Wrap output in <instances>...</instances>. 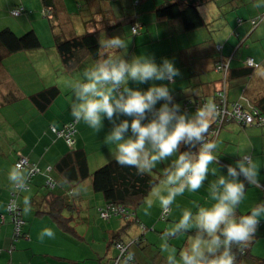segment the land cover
<instances>
[{"label": "crops", "instance_id": "0c3cea01", "mask_svg": "<svg viewBox=\"0 0 264 264\" xmlns=\"http://www.w3.org/2000/svg\"><path fill=\"white\" fill-rule=\"evenodd\" d=\"M166 1L172 0H0V31L9 28L21 35L33 29L40 40L37 47L6 52L0 59V264H168L167 257L173 249L175 264H182L179 253L187 250L197 229L193 227L176 236H165V232L179 222L185 211L194 216L200 207H211L215 203L211 199L212 184L221 176L227 177L228 166L235 167L245 155L259 164L260 175L257 185L246 187L237 215L250 214L254 207L264 204V187L260 186L264 184V125L225 122L215 141L217 159L209 165L203 186L195 192L186 189L177 196L164 219L160 217L162 209L155 194L151 196L154 207L148 209L149 215L144 214V201L153 185L167 195L166 186L160 184L162 172H159L161 179L151 186L133 216L118 213L103 218L99 211L106 201L102 193L97 194L99 191L92 188L91 178L71 184L52 167L69 147L49 126H61L73 118L74 91L69 85L85 82L84 72L100 62L88 57L80 63H64L55 46L58 33L70 37L97 30L101 40L121 36L129 46L119 50V56L123 55L128 62L138 55H146L158 65L164 59L172 60L181 73L174 84L166 80L140 84L129 81L128 87L147 91L153 85H166L172 96L169 105L180 103L182 113L194 115L195 102L218 97L219 90L225 92L231 103L237 101L249 109L264 94V6L253 7L257 0H209L198 5L205 24L187 30L179 18L156 16L155 9ZM18 5L24 11L13 15L11 10ZM45 7L50 10L47 15ZM255 18L259 20L257 23L253 22ZM217 23H225L224 30ZM132 24L138 25L136 32L131 30ZM252 56L257 62L255 67L245 63ZM219 61L230 63L228 77V67H218ZM51 85L57 86L58 93L41 110L32 94ZM188 99L191 101L186 110L182 105ZM164 103V99L158 100L155 108ZM151 118L154 116L148 115L144 122ZM125 119L130 121L132 117L114 113L109 120L104 116L99 133L77 121L73 145L85 149L90 170L113 158L115 146L106 145L104 139ZM126 135H132L130 129ZM19 153L40 167L26 188L14 187L15 182L8 178ZM178 155L170 157L167 163ZM22 171L25 177V170ZM49 174L55 183L48 189L45 179ZM239 180L247 186L243 175ZM51 191L62 194L73 204L62 212L65 216L73 215L70 222L76 234L65 231L46 212H36L48 196L51 198ZM14 196L24 222L19 235L13 233L5 209L6 202ZM25 200L30 202L27 214L23 211ZM45 228L53 229L55 237H45L41 242L38 236ZM114 240L131 242L132 262L121 259L116 262ZM165 245L168 251H162ZM236 257V264H264V213L246 251Z\"/></svg>", "mask_w": 264, "mask_h": 264}, {"label": "clouds", "instance_id": "9594fccd", "mask_svg": "<svg viewBox=\"0 0 264 264\" xmlns=\"http://www.w3.org/2000/svg\"><path fill=\"white\" fill-rule=\"evenodd\" d=\"M264 6V0H257L253 7ZM129 44L121 36H113L100 41L101 49L121 50ZM181 75L174 62L164 59L158 65L146 55L134 56L131 62L119 55H107L90 70L84 72L85 82L70 84L74 91L71 114L77 121H83L89 128L99 133L103 128L102 119L112 120L114 113L128 117L105 136L106 145H114L112 156L117 165L134 168L137 175L151 174L160 164L162 171L161 185L166 186L167 195L157 191L153 185L149 198L144 201V214L154 207L153 194L161 209H168L176 197L199 190L209 173V165L216 161L217 143L206 140L210 135V121L220 115L217 104L213 101L199 106L194 115L181 112V104L169 105L172 99L169 87L153 85L147 91L134 90L128 82L137 84L149 81H168L175 83ZM122 88V91L120 89ZM197 95V93H194ZM165 103L156 110L158 100ZM154 118L148 119V113ZM129 129L132 135L127 136ZM195 148L198 152L180 151L181 145ZM179 153L171 163L170 157ZM215 171V170H213ZM243 175L248 184L241 182ZM260 175L259 164L250 157L242 156L236 166H228L227 177L221 176L210 188L211 207H200L193 216L185 211L178 223L165 232V236H176L182 231L195 227L197 232L190 238V246L179 253L182 264H236V252H243L256 235L264 204L254 207L250 214L237 215L236 209L246 193V187L257 185ZM11 181L24 187L22 165H14L9 177ZM264 187V184L260 185ZM29 201L25 200L24 214L30 211ZM15 211V209H10ZM54 238L51 228L43 229L38 239ZM162 251H168L167 246ZM175 250L167 257L168 264H175ZM132 257L129 256L128 259Z\"/></svg>", "mask_w": 264, "mask_h": 264}, {"label": "trees", "instance_id": "16d2710c", "mask_svg": "<svg viewBox=\"0 0 264 264\" xmlns=\"http://www.w3.org/2000/svg\"><path fill=\"white\" fill-rule=\"evenodd\" d=\"M207 1L209 0L166 1L155 9V14L158 17L179 18L182 22L183 27L189 30L205 24L204 17L202 16L201 12H199L198 5L206 3ZM13 9L18 10L17 13L11 12L13 15H18L24 11V7L22 5L15 6ZM44 13L45 15L50 13L49 7H45ZM257 21L259 20L256 19L255 23H257ZM100 41L101 38L97 30L85 31L83 33L76 34L70 37H65L63 35H59L58 33L55 39V46L61 57V60L67 65H72L74 63H80L81 61H85L86 59H88V57H92V59L94 60L102 61L107 55H109V52H107L105 49H101ZM39 44V37L33 29H29L23 34L17 35L11 29L4 28L0 31V59L3 55L6 54V52L16 51L24 48L37 47ZM219 49H221V47H219ZM252 58L254 59V63H248L249 58L246 59L247 62L245 61V63H247V65L250 67H255L257 65V62H255L256 60L253 56ZM226 68L227 65L223 69ZM229 72L230 63L228 62L227 77L229 76V74H231V72ZM57 93V86L51 85L37 92H34L32 95L35 100L36 106L39 109L44 110L48 106V104L53 100ZM216 99H218V97L205 99L202 102L216 101ZM237 103V101L231 103L228 96H226V104L227 107H229V109L231 110V117H226L223 121H220L218 116L214 117L213 122H210V136L206 137L207 140L215 142L223 124L230 120L238 121L241 125L245 126L264 125V122H262L257 113H255L256 116L254 120H252V122H244L237 120V118L234 117L235 112L232 108V106ZM198 104L199 105L195 108H198L199 106L203 105L201 101H199ZM182 106L186 110L189 108L184 105ZM256 109L260 114L263 113L264 115V94L256 100L255 104L252 106V108H250V111L254 112ZM148 115L154 116V114L152 113H149ZM49 128L54 135L61 136L64 139L65 144L69 147L56 159V161L52 165L54 170L61 176V178L68 183L76 184L81 182L85 178L90 177L92 181V188L102 193L106 203L122 205L126 207L128 211H130L129 214H131L132 216L134 215V209L142 202L144 196L147 194L151 186L161 179L160 175L155 176L152 173L146 175H137L136 170L134 168L121 167L116 164L114 158L99 165L95 169L90 170L88 167L87 153L85 149L83 147L74 146V140L72 143H69L66 140L65 132L70 129H73L71 137L74 139V136L77 131V120L73 117L68 121L63 122L61 126H55L51 124ZM199 147V144L196 145L195 148H190L188 145L182 144L180 147V151H192L193 153H196L198 152ZM20 156L25 155L19 153L17 158L14 160V165H16V161L19 159ZM248 156L251 158L250 155ZM25 157L27 158L28 163L22 167V170H25L23 188H26L28 186V181L30 180V178L40 171V167L37 165L36 162L31 161L27 156ZM53 178L54 177L49 174L48 178L45 179V186L48 189L51 186L48 185L47 181H50L54 185L55 181ZM14 187L20 188L17 183L14 184ZM50 195L51 198L48 196L47 202L40 208H38L36 212H46L48 216L52 220L56 221L60 225V227H62L65 231L72 234H76L74 226L70 222V219L73 217V215L70 214L69 216H65L62 212L64 208L69 209V206L73 204H70L68 199H66L62 194H54L52 192L50 193ZM11 204L12 209L14 208L15 211L8 210V202H6V213L10 216V220L13 224V233L19 235L22 234L20 226L24 222L22 220V223L18 229V233H16L15 222L14 220H12L11 217L13 214L16 215V213L18 216H20L21 207L20 204L17 202L15 196ZM100 216L103 217L101 214ZM116 241L117 240H114V242ZM239 253L240 252L237 251L236 256H238Z\"/></svg>", "mask_w": 264, "mask_h": 264}, {"label": "built area", "instance_id": "2783aa9c", "mask_svg": "<svg viewBox=\"0 0 264 264\" xmlns=\"http://www.w3.org/2000/svg\"><path fill=\"white\" fill-rule=\"evenodd\" d=\"M11 12L12 13H17L18 10L17 9H13V10H11ZM255 21H256V18L253 19V22H255ZM137 28H138L137 24H133L131 26V29H132L133 32H136ZM219 47H221V46H219ZM249 63H251V64L254 63V59L252 57L249 58ZM226 65L228 67V63L227 62H224V61H219L218 62V67H220V68L221 67H225ZM190 101H191V99L186 100L184 102V106H186V107L190 106V105H188V102H190ZM198 102L199 101L195 102V104H194L195 107H197L199 105ZM213 102H215L217 104L218 108H219L220 115L218 117H219L220 121H223L226 117H231V114H230L231 110L229 109V107H227L226 94H225V92H223V90H219L218 99H216V101H213ZM201 103L204 104L205 102H201ZM232 108H233V110L235 112L234 113V117H236L237 120H239V121L252 122V120H254V118L256 116L255 113H257L259 115V118L262 120V122H264L263 113L260 114L257 109L254 112H252V111H250V109L243 108L239 103L234 104L232 106ZM156 110H158V109H156ZM150 113H152V112H150ZM152 114H154V113H152ZM227 120H228V118H227ZM72 132H73V129H70V130L65 132L66 140L69 143H72L73 140H74L71 137V133ZM206 140H207V138H206ZM27 163H28V161H27V158L25 156H20L19 159L16 161V164H20V165H22V167L25 164H27ZM47 182H48V185H53L50 181H47ZM12 200L13 199H11L8 202V205H7L8 210L12 209V204H11ZM168 210H169V208L168 209H162L161 213H160V217L163 218V219L166 218V216L168 214ZM117 213H120L122 215H129L130 211H128V209L126 207L122 206V205H118V204L114 205V204H111V203H106L105 206L103 207V209L100 210V214L103 217H107V216H110L111 214H117ZM11 218L15 222L16 233H18V229H19V226L22 223V219L20 218V216L17 215V213H16V215L13 214ZM130 243L131 242H124L122 240H117L116 242H114V245L117 248L116 261L119 260V259H124L126 261L134 260V255L131 252L130 247H129ZM129 256H131L132 258L128 259Z\"/></svg>", "mask_w": 264, "mask_h": 264}, {"label": "rangeland", "instance_id": "374dc122", "mask_svg": "<svg viewBox=\"0 0 264 264\" xmlns=\"http://www.w3.org/2000/svg\"><path fill=\"white\" fill-rule=\"evenodd\" d=\"M72 8V7H71ZM226 24L225 23H221V24H218L217 23V27H220V28H222L221 30H224V26H225ZM227 26L229 27V32H230V29H231V27H230V25L229 24H227ZM229 34V33H228ZM111 55H119V50H111L110 49V52H109ZM122 57H123V55H122ZM163 167L161 166V164L160 165H158L153 171H152V174L153 175H159V172H162L163 171ZM97 194H101L100 192H98ZM118 214V213H117ZM112 216H117L116 214H111ZM121 261H126V260H124V259H121ZM133 261V260H132ZM132 261H126V262H132Z\"/></svg>", "mask_w": 264, "mask_h": 264}]
</instances>
